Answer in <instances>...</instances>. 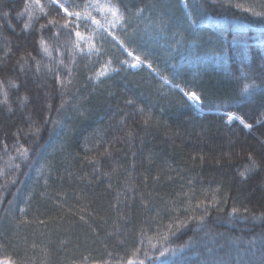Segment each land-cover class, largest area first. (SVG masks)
<instances>
[{
    "label": "trees",
    "instance_id": "trees-1",
    "mask_svg": "<svg viewBox=\"0 0 264 264\" xmlns=\"http://www.w3.org/2000/svg\"><path fill=\"white\" fill-rule=\"evenodd\" d=\"M23 3L0 0L15 28L0 18V80L8 94L0 103V260L127 264L142 233L156 243L173 225L166 242L173 251L160 258L167 264H264V164L247 178L238 174L248 152L264 156V122L255 123L264 111V15L232 6L264 13V0H113L127 20L114 34L151 71H131L133 60L118 45L96 39L103 60L119 69L98 83L90 77L100 65L69 51L67 30L40 29L52 17L62 24L63 14L37 12L24 31L27 15L16 18ZM41 36L51 56L41 51ZM22 54L27 63H17ZM57 71L71 83L61 87ZM164 78L195 91L200 112ZM246 83L255 87L242 95ZM225 111L253 128L227 124ZM109 147L111 157L89 163ZM177 222L186 227L176 231ZM146 238L144 250L159 255Z\"/></svg>",
    "mask_w": 264,
    "mask_h": 264
},
{
    "label": "snow or ice",
    "instance_id": "snow-or-ice-1",
    "mask_svg": "<svg viewBox=\"0 0 264 264\" xmlns=\"http://www.w3.org/2000/svg\"><path fill=\"white\" fill-rule=\"evenodd\" d=\"M232 6L236 8H240L246 12H250L253 15H264V13H257L254 12L252 8H244L242 4L236 3ZM57 12L62 13L64 20L61 24L59 20L56 19V17H52L48 19L47 24H41L40 29L43 30L45 28H48L51 26L52 28H56L59 32L61 29L67 30V34L69 36V43L71 47L69 48L70 52H78L80 54H87L88 56H91L93 54L100 55L102 54V49L97 47L95 40L96 39H107L110 37L112 41L115 42L116 45L119 46V48L123 49L129 56H133L136 63L130 65L131 67H137L140 64H143L144 62L140 59L139 56H134L131 51L128 50V48L125 46V42L121 39H119L118 36L114 34L116 30H119L123 27L124 24L127 23L125 13L121 10L119 3H113V0H85L83 5L80 4H73L70 2V0H24L23 3V9L16 13V18L19 19L22 16L27 15L28 20L23 25V30L27 31L31 27V21L36 18V13L39 12L43 16H49L50 12ZM142 9L137 10V15L142 12ZM11 13L10 11L4 10L0 11V18L8 20ZM99 17V18H98ZM90 22V23H89ZM85 26L87 30H90L91 35H86L82 33L80 30L81 26ZM2 27V25H0ZM8 28L12 31H15L14 26L12 25L11 21L8 20ZM74 34L75 40H71V36ZM41 51L48 56H51V51L48 46L47 41L44 39L43 36L40 37L38 41ZM85 45L87 46L85 48ZM11 50H6L5 55H9ZM32 54L29 52L27 53V56H31ZM32 59L35 60L36 58L32 56ZM23 61L24 63H27L26 56L21 55L19 59L17 60V63H20ZM58 64H63V60H60L57 62ZM113 61L109 59L107 62L101 65L100 69L95 73L94 77H90L91 79L100 80L101 78L107 77L110 75L111 72L118 71L119 69L112 67ZM122 64H128V61H121ZM24 65L21 64V71H23ZM151 67V65H149ZM49 71H53L52 68L48 69ZM36 71H40V62L36 61ZM71 75V70L69 69V76ZM56 78L57 82L60 84L61 87L65 85V83H71V81H64L60 78L59 72H56ZM165 83H169L167 78H164ZM8 84L12 87H19V85L12 80L8 81ZM175 88H179V90L183 93V95L187 98L188 101H190L193 105L196 107H199L203 101L201 97L195 92V91H185L183 88H180L179 85H173ZM255 87L254 84H244L241 88V94H247L251 88ZM0 93L3 94L4 100L0 101V103L7 104L8 102V94L7 91H5V83L3 80H0ZM20 100L22 102L27 101V96H21ZM127 104L131 105L134 103L133 100L129 99L126 101ZM51 108V105L48 106ZM61 107H63V103L61 104ZM12 109L9 108V111ZM141 113L144 112V110L141 108L139 109ZM220 115L224 116L225 122L227 124H232L233 122H238L239 125L243 127V129L251 130L253 128V124L249 123L246 118L235 112V111H225L220 113ZM151 117L146 116L144 119V124L148 125ZM47 121H45L46 123ZM264 122V111H261L259 117L256 119V124H261ZM128 136H131L132 133L128 132ZM262 145H264V140L260 141ZM5 148H7V145H5ZM19 151V150H18ZM29 149L24 148L22 152H20V156L27 159L28 157ZM229 153H224L223 156L227 157L229 156ZM112 151L111 148H104L103 152L99 153V156L96 158H93L89 160V163L94 165H100L101 164V158L104 157H111ZM87 159V157H86ZM203 157H201V161H203ZM247 161L244 165V168L242 171H239V176L241 178H247L248 173H251L252 171L259 169L262 164H264V156L261 157V159L258 161L256 157L253 155L252 152H248L247 154ZM219 163V161H217ZM17 168L20 167V165H16ZM96 172H100V168L97 167L95 169ZM110 173L104 172L103 175H109ZM5 175L4 170L0 169V176ZM9 182L15 184V180H10ZM2 195V194H0ZM213 199H215V196H213ZM11 203V202H10ZM23 212L24 209H21ZM238 210L236 208L232 209L233 213H236ZM247 211V209H245ZM81 220H84L85 217L81 215ZM203 219V217H201ZM181 227H186V224H183L182 222H177L175 224L176 231H179ZM175 235V232L173 231V225L168 226V232L166 234H160L157 233L155 236L156 243H153V237H145V234H141V241L139 247H136L135 251L132 253V258H129L127 260V264H145L146 261H160V264H167V261H163L160 258L166 256L169 252H172V249H169L166 246V242L169 240V238ZM145 238L147 239V245L148 248H150L154 253L158 252L159 255H149V252L147 250H144L143 246L145 244ZM143 251L144 259H139V254ZM109 257L112 258V253H109ZM87 259V257H85ZM123 259V258H121ZM0 264H15L14 261L11 260V258H6L3 260H0ZM104 264H109L108 261H105Z\"/></svg>",
    "mask_w": 264,
    "mask_h": 264
},
{
    "label": "rangeland",
    "instance_id": "rangeland-1",
    "mask_svg": "<svg viewBox=\"0 0 264 264\" xmlns=\"http://www.w3.org/2000/svg\"><path fill=\"white\" fill-rule=\"evenodd\" d=\"M99 18V17H98ZM90 23V22H89ZM82 33H84V34H86V35H91V32H90V30H87L86 29V27L85 26H81V30H80ZM87 46L85 45V48H86ZM89 58H90V60H94L95 61V63H97V64H99L100 65V67H101V65L102 64H104L105 63V61L103 60V57H102V54H100L99 56L98 55H96V54H93V55H91V56H88ZM136 63V61H134V63L133 64H135ZM142 66V64H140V65H138L137 67H131V69L132 70H136V69H138V68H140ZM100 67H99V69H100ZM98 69V70H99ZM111 73H113V72H111ZM110 73V74H111ZM95 76V75H94ZM102 79V78H101ZM100 79V80H101ZM94 81L95 82H97V81H99V80H95L94 79ZM4 221H2V223H3ZM0 226H2L3 228H6V225H5V223H3V224H1Z\"/></svg>",
    "mask_w": 264,
    "mask_h": 264
},
{
    "label": "bare ground",
    "instance_id": "bare-ground-1",
    "mask_svg": "<svg viewBox=\"0 0 264 264\" xmlns=\"http://www.w3.org/2000/svg\"><path fill=\"white\" fill-rule=\"evenodd\" d=\"M189 103H191L190 101H188ZM192 104V103H191ZM193 105V104H192Z\"/></svg>",
    "mask_w": 264,
    "mask_h": 264
}]
</instances>
